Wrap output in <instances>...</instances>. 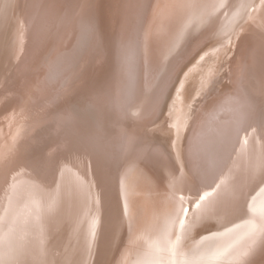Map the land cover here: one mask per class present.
Segmentation results:
<instances>
[{"label": "bare ground", "instance_id": "1", "mask_svg": "<svg viewBox=\"0 0 264 264\" xmlns=\"http://www.w3.org/2000/svg\"><path fill=\"white\" fill-rule=\"evenodd\" d=\"M237 1L0 0L1 29L13 18L18 41L13 58L0 47V77L7 73L15 86L0 91V264H76L78 246L85 247L89 264H264V2L255 6V0H248L237 8ZM47 5L44 27L45 21L39 24L38 19ZM248 8L260 11L259 20L247 19L252 25L241 34L232 83L214 98H207L215 94L211 88L198 98L188 96L185 147L180 149L178 137L172 156L153 139L147 121L165 96L172 78L167 76L181 64L172 59L189 35L204 32L197 40L202 43ZM35 26L39 43L50 30L55 32L54 44L62 42L73 68L65 65L49 85L40 74L34 89L35 79L21 71L19 53L21 47L27 51L26 38L33 36ZM233 48L221 61L225 68ZM207 69L211 76L214 69ZM246 72L253 73L251 84L258 91L251 93L259 96L246 92ZM44 73L48 78V70ZM80 82L96 93L93 98H120L123 104L114 108L69 96ZM24 83L31 87L32 99L21 95ZM136 91L135 100L141 103L129 102ZM201 97L200 105H192ZM63 102L70 107L60 115L73 121L58 126L45 119L43 111ZM118 110L127 113L121 116ZM45 124L48 138L38 154L36 147L26 163L6 160L15 149L13 136ZM96 126L109 140L92 135L101 148H111L105 161L85 155L92 150L88 130ZM220 145H226L227 153L218 163L208 161L210 146ZM210 155L216 158L217 151ZM111 163H117L113 175L103 173ZM177 171L192 182L189 196L175 180ZM111 179L116 201L110 198ZM95 182L100 185L93 189ZM187 208L199 230L181 241L188 228ZM180 218L182 224L174 222Z\"/></svg>", "mask_w": 264, "mask_h": 264}, {"label": "rangeland", "instance_id": "2", "mask_svg": "<svg viewBox=\"0 0 264 264\" xmlns=\"http://www.w3.org/2000/svg\"><path fill=\"white\" fill-rule=\"evenodd\" d=\"M152 2L153 1H151V3H149L148 7H151V4H153ZM248 2H249L248 0H238L237 1V4H238L237 8L243 4H249ZM261 2H262V0H255L254 4H255V6H258V5H260ZM263 2H264V0H263ZM54 4H55V2H54ZM262 5H263V3H262ZM247 11L248 12H246V14H244L243 16H240L239 18L236 17L235 19L231 20L225 28H221V29L216 30V31L213 30L212 33L210 34V37L208 39L205 38L204 39L205 41L202 43L197 42V40L200 38H204L202 36L204 34V32L200 33V34H196V33L194 34L193 33L192 35H189V37H187V39L184 41L185 45L184 46L182 45L183 50H180L179 51L180 54L178 55V53H177L175 55V57L172 59V61L177 60L178 62H181V64H178L176 70L171 71L169 73V75L167 76L169 78L172 76V78H170V80L167 84L168 87H167V89H165L166 90L164 92L165 96L161 99L160 105L157 107L155 114H153V116L149 120H147L148 122H150V123H148V125H149V130L151 131V134H153V136H154L153 139L156 140L157 143L163 144L166 147V149L168 150L167 152L169 154L172 153V156H176L174 154L177 150L176 149L177 148L176 140L178 137H180V139H181L180 140V143H181L180 149L182 148L181 150H183L185 147V144H184L185 143V135H184V133H185V119H186V116L188 115L187 104L189 102V100H188L189 97H193L195 95V98H198L203 93H206L208 88H211V89H214L215 94L214 95H211V94L207 95V98L208 97L214 98V97H217L218 95H220V93L223 92L228 87V85H230L232 83V80H231L232 79L231 72H233V66L232 65L235 64V61L238 59V57L240 55L241 45L239 43H240L241 34L244 31H246V28L249 25H252V24H248L247 19H249L250 17H255L256 19H255L254 23L259 20L260 11L258 13V11H255L252 8H248ZM47 13H48V5L46 6V9L43 11V14L40 16V19H38L39 24H41L43 21H45L44 19H46L48 16ZM10 19L11 18H8L9 22H10ZM2 21H4V23H5L6 18H5V20L4 19L1 20V22ZM11 21H12L11 23L14 26L9 22L5 23L6 26L11 24V25H9L10 27L8 26V28H7L8 31H6V26H5V30H2L1 29L2 25L0 23V42L2 40H4L3 42H1L2 44L4 43L3 44L4 46L3 45L0 46L3 49L2 48H0V49H2L1 52L3 51L4 53H6L5 51H7L9 53V56H11V58H13L16 54V51H15V53H13L14 52L13 50H17L14 48H16V46H17L16 44H18L17 43L18 41L16 39V37H17L16 33L15 34L12 33L14 28H16V25L14 24L15 22L13 21V18ZM46 22L47 21L43 22L44 27L47 25ZM250 22H252V21H250ZM36 26H35V32L33 33V36L30 35L29 37H27V31H26V33L24 32L22 34V36H24L25 38L27 37L26 40H28V45L24 46L27 48V51L22 50L25 48L21 47L20 53H19V56L21 59V62H20L21 71L26 73L25 74L26 78L35 79V82L33 83L34 89H35L36 82L38 81V76H40V74H41V78L45 82V84L49 85V82H48L49 79L52 80V79L60 78L61 74H58V73L62 68H65V65H67L69 70L71 68H73V65H72L73 62L67 58L68 55L62 53L63 51H65V50H63L64 47H61L62 42H58L57 44H54L55 32H51V30H50V32H48L46 37L39 43L40 39L39 38L37 40L35 39V37L37 35V34L35 35L36 30H37ZM1 32L5 35L3 36V34ZM7 34L9 36H7ZM10 35H12V36H10ZM8 37H10V38H8ZM13 38H15V39H13ZM52 40H53V45L51 46ZM9 41H10V43H9ZM6 42H8V43H6ZM14 42H16L15 45H13ZM78 42H79V40L76 41V43H78ZM11 45H12L13 49H10ZM192 46H195V47L192 48V50H190V48ZM232 46L234 48H233L232 54L229 56V59L227 61V66L225 68V67H223V63L221 61H223L225 59L224 57H226L229 54L228 52L230 51ZM219 47H221V48H219ZM67 49H69V48H67ZM195 53H197V55ZM215 53L217 54V56ZM213 54H214V56H213ZM181 56H183V59L178 60L179 57H181ZM222 57H223V59H221ZM199 59H201V60H199ZM185 60L187 62L186 63L187 67L185 68V71L182 75V72H183L182 66L185 65ZM172 67H173V65H172ZM209 67L210 68L212 67L214 69V72L212 71L213 74L211 76H210L211 71L209 69H207ZM223 68L226 69L227 73L225 72V70ZM10 69H11V71H10V73H11L12 70L15 69V62L13 63V65H11ZM10 69H8V71ZM44 70H48V72L50 73L48 78L45 77ZM116 70H117V67H116ZM205 72H207V73H205ZM206 74L208 77H206ZM246 74L248 76H245V78H247L248 80L246 81L247 82V88L245 90H246V92L249 91L251 95H254V93H251V92L258 91V87L251 84L252 83L251 81L254 80L253 73L246 72ZM4 75L0 77V78L3 77V79L0 81V85L3 86L2 88H0V91H1V89L4 88V86L9 88V86H11L10 84L14 81V80L11 81V80L7 79V77H8L7 73H5ZM224 75H226V76H224ZM232 76H233V73H232ZM205 77H206V79H205ZM76 80H79V79H76ZM179 80H180V82H179ZM208 80H210V81H208ZM185 84H187V85L185 86ZM204 84H205V87H203ZM74 85H76V81L74 82ZM74 85H73V87H74ZM12 87H15V86H11V88ZM187 87H188L189 91L187 90ZM22 88H23L24 94H21V95L22 96H31L30 99H32L33 98V93H32L33 91L31 89V87L25 85V83H24V86ZM7 90L8 89H6L5 92H7ZM185 90H187V92H189L187 95H186ZM190 90H191V92H190ZM14 93L20 94L18 90L15 91ZM14 93H12V94H14ZM191 93H195V94L191 95ZM76 94H77V97L84 98V100H87V102L92 101V102L102 104L104 106H114V108H115L116 106L118 107L119 104H121V105L123 104V101H121L120 98H119L120 100L118 99L117 101H114V100L110 101V99H104L100 96L93 98L96 93H94L92 90H90L88 88H84V86L81 85V82L74 88V90L70 91V93L68 95L69 96H71V95L75 96ZM14 95L16 96V98H19L16 94H14ZM36 95H37V93H35L34 96H36ZM138 95L139 94L137 91L135 93H133V95H131V97H130L129 102L134 103V102L138 101L139 103H141V101L139 99L137 101L135 100ZM182 95H185V96H182ZM155 96L156 95L153 94V96L150 97L151 100H154ZM254 96H259V92H257V95H254ZM183 97H184V99H183ZM185 98H186V100H185ZM203 98L204 97H201L200 100H196V101L194 100V103H192V105L193 104L200 105L201 101L204 100ZM0 99H1V95H0ZM178 99L181 102V107H178L179 103H177V101H176ZM141 100H145L144 97L141 96ZM174 100H175V102H174ZM153 104H152V106H153ZM54 106L55 105L51 106L52 110H51V112H49V113L53 114L52 117L48 118L49 113L47 112V110L43 111V114L46 115L45 119L46 118L50 119V120L53 119L50 122H53L52 124H58V126H60L61 124L67 125L68 122L71 120V119H68L70 117L65 116V115H60V114H62L64 112L66 113L69 110L70 105L65 104V102H63L61 104V107H57V104H56L55 109H54ZM168 106H169V110H166L168 108ZM0 109H1V103H0ZM119 112H120L121 116L125 115L127 113V112L123 113V111H119ZM121 113H123V114H121ZM184 113H186L185 114L186 116L184 115ZM31 115L32 114H30L29 116H31ZM56 115H60V116H56ZM262 115H264V114L262 113ZM71 121H73V120H71ZM171 123H172V125H171ZM258 126L261 127L260 125H258ZM55 127H56V125H55ZM77 128H79V127H77ZM32 129H34V128L31 126L29 129H27L28 130L27 133L23 132L22 134H18L15 137L13 136L15 149L9 153L11 158L8 156L6 160H8L9 162H11L12 160H16V162H25L26 163V162H28L27 159L30 158V157H27V155H30V151L32 149L37 147L36 148L37 154H38V152H40V150L45 145L44 144L45 140H47V138H48L47 134H48L49 127H48V125L45 124L38 131H34ZM100 130H101V127H97V126L94 128V130L93 129L88 130L90 132V135H88L87 137H88L89 147H91L92 150L85 155L100 156L101 158H104V161H105L107 159V157H110V155H111V153H110L111 148H101L99 146V144H97L93 140V137H92V135H96V136L101 137V139H104L105 141L109 142V140H106L107 138H106L105 132L103 131V135H101V133H99ZM80 132L84 133L85 131H83V129H80ZM172 136H173V138H172ZM122 140H124V139H122ZM223 141H226V138H224ZM154 144H156V143H154ZM146 146H147V149L151 148V146H148V144ZM225 146L226 145H220L217 147L210 146V148H209L210 152H208V158H209L208 161H211L213 163H218V161L221 160V156L224 157V155L227 153V151L224 150ZM154 147H156V145H154ZM151 149H153V148H151ZM156 149H157V147H156ZM173 150H175V151H173ZM212 150L217 151L216 158L211 157L210 153H212ZM154 151H156V150H154ZM213 163H211L210 165L212 166ZM183 164H184V161H183ZM116 167H117V163H114L113 165L111 163L106 168H102V170H103L102 172L111 174V172L114 171V168H116ZM215 167H217V166H215ZM221 167H219L218 170L222 171ZM102 175H104V174H102ZM112 175H113V172H112ZM175 175L178 177V179H175V180L180 185V190L182 191V186H183L185 188L184 192H185L186 196H189V194H192L191 191L194 188V187H192V182L190 183V182H188L187 179L185 180L182 172L177 171V173H175ZM111 183H112V179H111ZM99 185L100 184H97L95 182V186L93 187V189H95V187H97ZM178 192H180V191H178ZM112 197H113V200L115 199V201H116L115 189L113 188V183H112L111 195H110L111 200H112ZM116 204H117V202H116ZM166 210H167L166 208L165 209L163 208L162 211L166 212L168 214V212ZM193 215L194 214H192V211L190 210V208H187L186 209V219L188 218V220H187V225H188L187 227L188 228L183 233V235L180 237L181 241L185 238L186 235H188V236L193 235L195 232H197L199 230L197 227H195V228L193 227V225H194L193 222L195 221L196 217L193 220H191L189 218V217H193ZM199 217L200 216H197V219ZM200 220H201V218H199V221ZM180 221H179V219L178 220L175 219L174 222H178V223L182 224L183 220L181 219ZM195 229H197V230H195ZM107 242H108V240H107ZM223 247H226V246H223ZM79 250H80V253H79ZM262 251H264V247L262 248ZM75 254H78V256H79L78 259H80L82 262V263H79L78 259L75 258L76 264H89L90 263V262H87L89 259L87 257L88 253H87L85 247L82 246L80 248V246H78V250H76ZM90 259H91V257H90ZM263 262H264V259H263ZM72 263L74 264V261ZM251 263L252 262L250 260L249 264H251ZM92 264H93V262H92Z\"/></svg>", "mask_w": 264, "mask_h": 264}, {"label": "snow or ice", "instance_id": "3", "mask_svg": "<svg viewBox=\"0 0 264 264\" xmlns=\"http://www.w3.org/2000/svg\"><path fill=\"white\" fill-rule=\"evenodd\" d=\"M207 195H208V193H205V195L204 196H201L200 199L201 200H204Z\"/></svg>", "mask_w": 264, "mask_h": 264}]
</instances>
